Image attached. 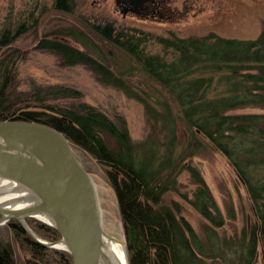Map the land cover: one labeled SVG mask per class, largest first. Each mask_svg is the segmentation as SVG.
Segmentation results:
<instances>
[{
    "label": "trees",
    "instance_id": "1",
    "mask_svg": "<svg viewBox=\"0 0 264 264\" xmlns=\"http://www.w3.org/2000/svg\"><path fill=\"white\" fill-rule=\"evenodd\" d=\"M76 2L53 0V5L70 13ZM92 27L102 41L121 48L137 62L157 85L155 96L146 89L132 88L82 29L66 33L81 40L88 50L49 35L38 46L57 54L64 64L88 66L102 82L141 101L152 128L149 135L135 142L125 119L116 122L86 102L71 109L49 105L50 114L24 109L32 102L44 106L43 99L50 93L59 99L80 95L65 86L49 93L34 91L31 97L11 95L21 55L12 43L28 29L25 22L0 32V120L38 121L56 127L73 147L105 167L117 198L131 264H255L259 252L264 264V111L246 110L264 109V24L249 39L213 32L158 36L162 53L148 50L146 45L153 37L139 28L111 21ZM208 147L227 158L252 203L254 221L235 236L217 233L216 227L225 223L224 216L201 171L190 162ZM185 168L197 185L191 203L208 222L204 237L181 214V204L166 199L168 193L178 191V176ZM27 221L44 238L61 236L45 222ZM14 241L28 252L27 264H73L68 251L34 241L17 219L0 225V264H19Z\"/></svg>",
    "mask_w": 264,
    "mask_h": 264
},
{
    "label": "rangeland",
    "instance_id": "2",
    "mask_svg": "<svg viewBox=\"0 0 264 264\" xmlns=\"http://www.w3.org/2000/svg\"><path fill=\"white\" fill-rule=\"evenodd\" d=\"M76 1L74 11L68 13L56 10L53 0H0V32L4 27L15 28L21 22H25L28 27L12 43L13 50H19L21 55L16 62L11 95L24 93L23 95L29 94L31 97L34 91L49 93L52 88L61 86L73 88L80 92L78 97L59 99L53 98L55 96H51V93L46 97L40 95L45 97L43 100L46 101L42 103L44 106L37 107L39 105L32 102L24 109L50 114L51 111L47 108L49 105L55 109H71L72 106L86 102L101 109L116 122L125 119L135 142L144 140L152 129L144 104L127 95L123 89L102 82L88 66L64 64L54 52L39 48L41 38L49 35L68 40L72 45L88 50L81 40L66 33L71 29H82L100 45L104 56L108 61L112 60L115 72L123 73V79L132 88L146 89L155 96L158 91L155 82L121 48H114L102 41L92 29L94 23L104 24L111 21L119 26L136 27L151 33L153 39L146 46L153 53H162L158 36H202L213 32L225 37L249 39L255 38L264 24V0H166L169 8L166 17L155 20L129 14L124 16L115 0ZM110 51L113 54L111 56L108 55ZM246 110L260 113L264 111L261 108ZM74 150L97 183L104 228L117 237L125 238L117 198L105 175V167L78 147H74ZM190 162L201 171L224 216L225 223L216 227L217 233L231 237L240 234L244 227H249L255 219L252 203L244 183L238 179L227 158L218 150L208 147L192 157ZM178 181V191L168 193L166 199L179 202L182 206L181 214L204 237L208 222L191 203L197 185L187 168L181 170ZM13 245L19 264H27L25 262L28 260V252H24L18 242L14 241ZM262 261V254L259 252L255 264H263Z\"/></svg>",
    "mask_w": 264,
    "mask_h": 264
},
{
    "label": "water",
    "instance_id": "3",
    "mask_svg": "<svg viewBox=\"0 0 264 264\" xmlns=\"http://www.w3.org/2000/svg\"><path fill=\"white\" fill-rule=\"evenodd\" d=\"M150 0H115L123 14ZM0 177L16 182L22 194L0 203V225L17 219L38 243L65 249L73 264H101L106 239L119 237L104 228L98 186L68 137L56 127L38 122L0 120ZM27 218L45 222L60 232L57 240L39 236ZM125 243L128 264L129 248Z\"/></svg>",
    "mask_w": 264,
    "mask_h": 264
},
{
    "label": "bare ground",
    "instance_id": "4",
    "mask_svg": "<svg viewBox=\"0 0 264 264\" xmlns=\"http://www.w3.org/2000/svg\"><path fill=\"white\" fill-rule=\"evenodd\" d=\"M22 192L16 182L0 177V203L1 201L5 202L8 199H12L16 195L22 194ZM107 232L109 231L107 230ZM122 239L124 238L119 237V240L106 239L105 248H102L105 259H102L101 264H128V255L125 243L121 242Z\"/></svg>",
    "mask_w": 264,
    "mask_h": 264
},
{
    "label": "flooded vegetation",
    "instance_id": "5",
    "mask_svg": "<svg viewBox=\"0 0 264 264\" xmlns=\"http://www.w3.org/2000/svg\"><path fill=\"white\" fill-rule=\"evenodd\" d=\"M166 0H150L143 3V6L135 8L133 5H128L129 9L125 15H136L144 18L158 19L166 17L168 12V5L165 3Z\"/></svg>",
    "mask_w": 264,
    "mask_h": 264
}]
</instances>
